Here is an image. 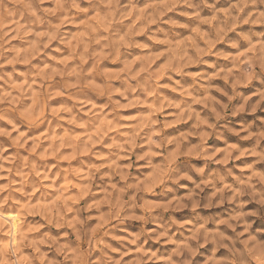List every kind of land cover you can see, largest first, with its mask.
I'll return each mask as SVG.
<instances>
[{"label": "clouds", "instance_id": "1", "mask_svg": "<svg viewBox=\"0 0 264 264\" xmlns=\"http://www.w3.org/2000/svg\"><path fill=\"white\" fill-rule=\"evenodd\" d=\"M0 264H264V0H0Z\"/></svg>", "mask_w": 264, "mask_h": 264}]
</instances>
